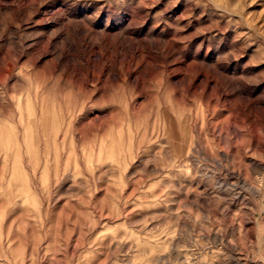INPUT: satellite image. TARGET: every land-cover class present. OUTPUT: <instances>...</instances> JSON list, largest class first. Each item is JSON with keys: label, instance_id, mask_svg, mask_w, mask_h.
I'll return each mask as SVG.
<instances>
[{"label": "rangeland", "instance_id": "obj_1", "mask_svg": "<svg viewBox=\"0 0 264 264\" xmlns=\"http://www.w3.org/2000/svg\"><path fill=\"white\" fill-rule=\"evenodd\" d=\"M0 264H264V0H0Z\"/></svg>", "mask_w": 264, "mask_h": 264}]
</instances>
